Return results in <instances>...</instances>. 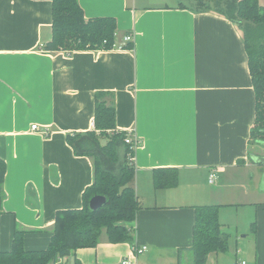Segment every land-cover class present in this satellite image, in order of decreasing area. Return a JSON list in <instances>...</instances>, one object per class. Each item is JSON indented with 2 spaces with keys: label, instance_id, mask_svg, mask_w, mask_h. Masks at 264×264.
Here are the masks:
<instances>
[{
  "label": "crops",
  "instance_id": "0c3cea01",
  "mask_svg": "<svg viewBox=\"0 0 264 264\" xmlns=\"http://www.w3.org/2000/svg\"><path fill=\"white\" fill-rule=\"evenodd\" d=\"M78 3L85 18H114L116 46L132 33V47L46 51L51 0H0V251L10 250L16 228L25 250L46 249L56 212L82 207L93 164L66 135L94 129V96L104 92L115 129L139 140L134 242L111 243L103 231L95 247L49 264H192L199 206H217L228 243L205 264H264V190L256 185L264 144L251 140L255 91L239 26L192 10L189 0ZM155 169H171L158 173L167 181L174 172L175 184L155 186Z\"/></svg>",
  "mask_w": 264,
  "mask_h": 264
},
{
  "label": "trees",
  "instance_id": "16d2710c",
  "mask_svg": "<svg viewBox=\"0 0 264 264\" xmlns=\"http://www.w3.org/2000/svg\"><path fill=\"white\" fill-rule=\"evenodd\" d=\"M197 12L214 11L236 23L242 31L243 43L255 91V118L251 140L264 144V0H189ZM52 37L45 50L73 51L112 49L116 23L112 17L85 18L78 0H51ZM181 6L182 1L179 2ZM131 43L123 45L130 48ZM104 92L95 93L94 129L67 134L66 140L75 155L87 156L93 164V182L83 193L79 209L59 210L55 214L51 240L44 250L24 249L25 231L16 228L8 251H0V264H49L78 248L95 247L103 231L111 243L134 242L137 210L141 208L131 182L135 174L134 151L124 142L125 133L116 128L113 102ZM6 165L0 159V214L3 212V181ZM155 169V186L175 184L163 181ZM102 195L106 203L93 211L89 199ZM227 237L218 221L217 206L196 208L193 227L192 264H205L211 252L225 251Z\"/></svg>",
  "mask_w": 264,
  "mask_h": 264
},
{
  "label": "built area",
  "instance_id": "2783aa9c",
  "mask_svg": "<svg viewBox=\"0 0 264 264\" xmlns=\"http://www.w3.org/2000/svg\"><path fill=\"white\" fill-rule=\"evenodd\" d=\"M133 40V34L132 33H129V34H126L123 38V44L122 45H126L127 43H131ZM124 46H116V44L113 45L112 49H115V48H122ZM31 130H37V125H31ZM125 133V139H124V142L126 144L129 145V148L135 152V150L137 149V146L139 145V140L133 135V131L131 130H128ZM134 158V155L131 157V159L133 160ZM134 161V160H133ZM216 177V173H215V170H211L210 173H209V182H213L214 179ZM146 247L145 246H140V248H136L135 249V254L136 252L137 253H140L141 251L145 250ZM121 264H136L135 261L131 260V259H124ZM232 264H247L244 260H235Z\"/></svg>",
  "mask_w": 264,
  "mask_h": 264
},
{
  "label": "water",
  "instance_id": "95a60500",
  "mask_svg": "<svg viewBox=\"0 0 264 264\" xmlns=\"http://www.w3.org/2000/svg\"><path fill=\"white\" fill-rule=\"evenodd\" d=\"M261 188L264 190V171L262 173L261 181H260ZM106 203V198L102 195H94L89 199L88 206L91 210L95 211L101 208Z\"/></svg>",
  "mask_w": 264,
  "mask_h": 264
},
{
  "label": "rangeland",
  "instance_id": "374dc122",
  "mask_svg": "<svg viewBox=\"0 0 264 264\" xmlns=\"http://www.w3.org/2000/svg\"><path fill=\"white\" fill-rule=\"evenodd\" d=\"M263 171H264V169L262 168V167H259V168H257V173L258 174H260L261 173V175H260V178L258 179L259 181H258V183H256V185H258V187H259V182L261 181V177H262V173H263ZM256 172H255V170H254V178H253V182H254V184H255V182H256V180H257V173L255 174ZM260 187H261V185H260ZM225 211V213H226V217H227V220L228 219H230V213L231 212H233V211H235V210H231V209H225L224 210ZM229 213V214H228ZM230 222V221H229ZM233 224H228V223H226V225H225V228H226V230H227V232H230L231 234H233V236H236V234L235 233H233L231 230H230V226H232ZM104 235V234H103Z\"/></svg>",
  "mask_w": 264,
  "mask_h": 264
}]
</instances>
